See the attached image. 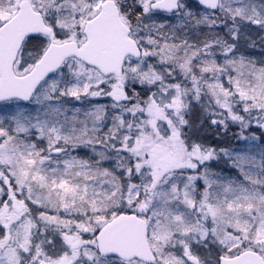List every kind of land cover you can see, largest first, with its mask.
I'll use <instances>...</instances> for the list:
<instances>
[{"label": "snow or ice", "instance_id": "6c2138e0", "mask_svg": "<svg viewBox=\"0 0 264 264\" xmlns=\"http://www.w3.org/2000/svg\"><path fill=\"white\" fill-rule=\"evenodd\" d=\"M0 264H264V0H0Z\"/></svg>", "mask_w": 264, "mask_h": 264}]
</instances>
